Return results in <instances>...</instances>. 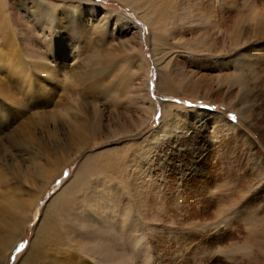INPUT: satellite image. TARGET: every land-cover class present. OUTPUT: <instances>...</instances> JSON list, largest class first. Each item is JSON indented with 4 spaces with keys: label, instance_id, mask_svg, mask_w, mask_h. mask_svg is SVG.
<instances>
[{
    "label": "rangeland",
    "instance_id": "374dc122",
    "mask_svg": "<svg viewBox=\"0 0 264 264\" xmlns=\"http://www.w3.org/2000/svg\"><path fill=\"white\" fill-rule=\"evenodd\" d=\"M90 161L100 169L69 202L86 205L60 219ZM35 205L79 264H252L243 253L264 246V0H0V255L13 223L33 220L4 264L28 255Z\"/></svg>",
    "mask_w": 264,
    "mask_h": 264
},
{
    "label": "bare ground",
    "instance_id": "6f19581e",
    "mask_svg": "<svg viewBox=\"0 0 264 264\" xmlns=\"http://www.w3.org/2000/svg\"><path fill=\"white\" fill-rule=\"evenodd\" d=\"M122 1L128 2L129 0H122ZM93 58H97V57H93ZM100 62L101 61L98 60V58L97 59H92V63L94 64L92 66H99L100 65L101 69H104V68H106L108 66V64H104V63L100 64ZM94 73H96V72H88L86 74L93 75ZM79 148L80 147H78L76 149L79 150ZM93 164H94V166L97 165V167L94 168ZM92 167L94 168L95 171L100 169L98 164L92 163V161L88 162L87 164L84 165V167L82 169L80 168L77 171L76 175L74 176V178H75L74 181H73L74 186L70 190L66 189L63 192V194L60 195V198L58 199L59 203L56 205V207H54V208H60L59 216L63 215V216H60V219L61 218L65 219V217L69 216L70 214H73V212H75V210H76V205H77V207H79L81 205H86L87 199L83 200V201H78V203L76 202L75 203L76 205L74 204L75 206H73V207H72V204L69 203V202L75 201V198H77V199L81 198L79 195H81V192L86 187V184H87L86 179L88 181V174L92 170ZM10 194H12V193L10 192ZM12 195L15 196L16 194H12ZM38 201H39V199H38ZM10 203H14L16 205L15 200L11 201ZM23 210L24 209H22V211ZM22 211H21V214H23ZM23 212H24V214L25 213L28 214V217H30V218H31V215H34V218H32V219H38V214H40L39 213L40 211L36 208V205L33 206V208L31 210H26L25 209ZM63 212H66L67 215L65 216V214H63ZM32 221L33 220H31V219L26 220V217H25V218L18 219V221L13 223V232H12V236H11V239H10L11 243L7 247L5 252H1L0 264H4L5 263V258H6V255L8 254V252H9V250H11L13 245H15L16 241L21 236V233L23 232L25 226L27 224L31 223ZM38 221L41 222V224H40L41 227L36 232L35 239H34L32 245H31L30 250L28 251L29 253L25 257V259L23 260V263H21V264H48L49 261L47 262V260H50L56 254H59L61 259L60 260H59V258L58 259H54L55 263H59V264H79L80 262H78V263L76 262L77 261L76 260L77 257H79V253H77L75 251V249L72 247V245H71V247H69L71 242L67 243L65 241L68 245H63V246L61 245L62 242L61 243L59 242V240H60L59 237L61 238L62 237L61 235H63V234H60V232L57 231L58 229L56 228V224H55L56 221H57V218L55 217L51 221L49 219H47L48 222H46V223H45V220L43 221V223H42L41 219H38ZM68 230H70V229H68ZM72 230H73V228H72ZM73 238L76 240L77 236H75V234H73ZM75 240H73V241H75ZM82 240L83 239H80V242H79L80 245L79 246L80 247H83V246L86 247L87 245L84 243V240L83 241ZM53 242H54L53 248H54V251L56 253L54 255H51L52 256L51 257L50 253H49V249H50L49 245L51 243H53ZM65 242H64V244H66ZM51 245H53V244H51ZM98 246H97V248H98ZM99 249H101V248H99ZM252 250L253 251H250V249L249 250L247 249L246 250L247 253H245V252L243 253V254L248 256L249 262H251L252 264H264V246L262 245L261 247H257V249H252ZM106 251H108V250H106ZM115 251H116V249H115ZM99 252H100V250H99ZM239 252L242 253V250L233 249V250L230 251L231 255L229 254V256L231 258H234L236 256V254H238ZM92 254H93L94 258H98L99 257V256L98 257L96 256L98 253H95V252L93 253V251H92ZM251 254H253L254 257H250V256H252ZM114 255H116L115 252L112 249H110L108 252H106L105 256L111 257V259H112L111 261L113 262V260L116 259V257H117V256L115 257ZM121 256H123V255H121ZM123 257L122 258L120 257V258H118V260L117 259L116 260L121 262V264H128V261H126V263H125V260H124ZM104 259L105 258H103L101 261H99L98 264H101V263L106 264L104 262ZM127 259H128V257H127ZM129 260H131V259H129ZM258 261H259V263H258ZM134 262H135V259H134ZM255 262H257V263H255Z\"/></svg>",
    "mask_w": 264,
    "mask_h": 264
}]
</instances>
